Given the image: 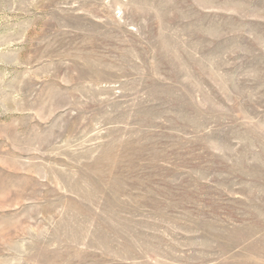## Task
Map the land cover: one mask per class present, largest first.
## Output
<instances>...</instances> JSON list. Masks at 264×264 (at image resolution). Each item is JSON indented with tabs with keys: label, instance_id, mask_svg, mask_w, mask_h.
I'll list each match as a JSON object with an SVG mask.
<instances>
[{
	"label": "rangeland",
	"instance_id": "374dc122",
	"mask_svg": "<svg viewBox=\"0 0 264 264\" xmlns=\"http://www.w3.org/2000/svg\"><path fill=\"white\" fill-rule=\"evenodd\" d=\"M0 264H264V0H0Z\"/></svg>",
	"mask_w": 264,
	"mask_h": 264
}]
</instances>
